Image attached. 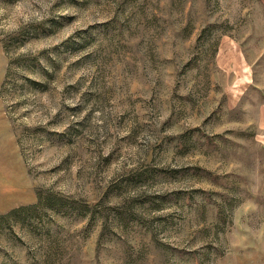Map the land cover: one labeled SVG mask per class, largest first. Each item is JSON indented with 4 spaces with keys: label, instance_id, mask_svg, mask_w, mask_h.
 Instances as JSON below:
<instances>
[{
    "label": "rangeland",
    "instance_id": "obj_1",
    "mask_svg": "<svg viewBox=\"0 0 264 264\" xmlns=\"http://www.w3.org/2000/svg\"><path fill=\"white\" fill-rule=\"evenodd\" d=\"M0 264H264V0H0Z\"/></svg>",
    "mask_w": 264,
    "mask_h": 264
},
{
    "label": "crops",
    "instance_id": "obj_2",
    "mask_svg": "<svg viewBox=\"0 0 264 264\" xmlns=\"http://www.w3.org/2000/svg\"><path fill=\"white\" fill-rule=\"evenodd\" d=\"M227 68H229V66H227Z\"/></svg>",
    "mask_w": 264,
    "mask_h": 264
}]
</instances>
